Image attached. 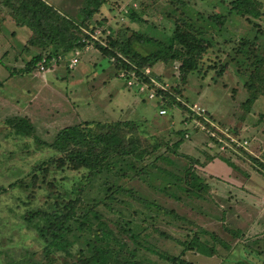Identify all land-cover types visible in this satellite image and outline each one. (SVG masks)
Wrapping results in <instances>:
<instances>
[{
  "label": "rangeland",
  "instance_id": "rangeland-1",
  "mask_svg": "<svg viewBox=\"0 0 264 264\" xmlns=\"http://www.w3.org/2000/svg\"><path fill=\"white\" fill-rule=\"evenodd\" d=\"M45 1L71 18L81 15L83 0ZM256 1L260 10L258 17L251 16L249 21L228 14L219 30L214 27L207 30L211 44L203 53L197 70L184 80L180 79L177 65L170 61L156 62L151 68L155 78L161 76L167 85L179 88L178 99L188 106L207 109L211 121L227 129L238 143L246 140L243 147L226 145L221 150L197 128L200 126L195 124L196 117H189V111L174 105L160 115L156 100L147 99L143 92H136L135 87H127L93 43L80 48L78 63L72 68L68 67L74 55L71 51L51 59L44 71L36 68L24 71L40 47L28 41L33 33L26 25L17 24L13 9L5 0H0V185L7 186L52 154L48 148L36 147L33 136L23 139L15 136L4 123L9 116H26L33 125L34 135L46 141L66 125L131 119L139 124L142 144L160 147L159 150L173 143L176 131L184 128L188 134L185 147L192 146L195 154L203 151L214 159L208 166L200 165L196 169L209 183L203 200L180 193L181 200L175 201L135 178H121L119 182L133 192L156 199L163 207L174 209L228 244L226 247L218 244V251L212 257L186 251V259L199 264H230L236 259L264 264V238L261 237L264 232V169L247 155H253L264 164V96L258 95L251 104H245L247 73L243 59L236 53L237 43L243 37L253 38L254 48L264 53V0ZM128 4L135 10L140 9L142 22L127 17ZM228 4L229 0H106L94 15L96 21L104 20V23L95 25L92 31L87 28L86 32L105 44L110 30L113 36L128 37L152 24L156 29L163 26L161 30L168 33L171 15L190 20L187 9L192 13L200 12L203 17L216 13L226 15ZM135 48L146 53L154 47L135 44ZM220 157L228 159L235 167L219 160ZM178 161L183 163L185 159ZM201 162H207L202 154ZM19 196L21 194L10 190L0 192V251L3 252L0 262L5 256L11 259L24 250L32 252L39 248L33 231L22 225L20 216L26 206H17ZM43 201L38 195L32 204ZM224 226L238 229L242 236L233 235ZM163 228L180 238L185 233L183 229L189 227L165 224ZM158 245L171 251L180 250L170 240H159Z\"/></svg>",
  "mask_w": 264,
  "mask_h": 264
},
{
  "label": "trees",
  "instance_id": "trees-1",
  "mask_svg": "<svg viewBox=\"0 0 264 264\" xmlns=\"http://www.w3.org/2000/svg\"><path fill=\"white\" fill-rule=\"evenodd\" d=\"M105 2L83 0L81 15L75 19L45 0H5L13 9L17 24L26 25L33 33L28 41L40 47L24 71L34 68L39 71L37 63L42 61L46 66L61 54L93 43L101 56L115 68L117 75L124 72L125 76L121 77L124 82L134 77L136 81L144 82L146 88H153L154 97L151 99L156 100L159 109H165L164 114L167 107L174 105L182 111H189V117H196V121L205 125V129L197 128L219 148L217 138L226 135L212 125L209 111L204 109L200 114L193 111L191 106L178 99L179 88L167 85L161 76L155 78L151 68L156 62L170 61L177 65L180 79L184 80L186 75L197 70L203 53L211 44L207 30L210 27L219 30L228 14L249 21L251 16L258 17L257 1L229 0L226 15L216 13L203 17L200 12L192 13L187 9L190 20L171 15L168 33L161 30L163 26L156 29L152 24L128 37L124 34L113 36L110 30L106 44L86 32L87 28L92 31L95 25L104 23V20L96 21L94 15ZM126 6L127 17L142 22L138 14L140 9L135 10L129 4ZM135 44L154 48L144 53L138 51ZM237 49L247 73L244 102L249 105L258 95L264 96V53L257 51L254 39L248 37L239 40ZM145 67L150 68L149 74L144 73ZM153 78L165 87L153 83ZM4 123L18 138L33 136L36 147L48 148L52 154L7 186L0 185V192L10 190L21 194L17 206H26L20 216L24 223L21 224L33 231L39 247L32 252L24 250L11 259L4 254L0 264H199L186 259L184 253L191 251L212 257L218 251V244L228 246L193 220L119 182L121 178H135L175 201L181 200L180 193L203 200L208 194L209 183L196 169L214 159L201 151L207 158L204 164L199 152L195 154V149L185 147L188 134L184 128L176 131L173 143H167L159 150L158 146L156 149L142 144L139 124L131 119L66 125L49 141L34 135L33 125L26 116H9ZM209 130L216 134L211 136ZM247 155L264 169L262 162L249 153ZM179 158H184L185 162L180 163ZM219 159L235 167L228 159ZM38 195L44 201L33 205ZM165 224L175 228L186 224L189 228L183 229L184 235L176 238L163 228ZM224 228L237 237L242 236L238 229ZM261 237L264 238V232ZM159 240L174 242L179 246V252L160 247ZM230 264L255 263L236 259Z\"/></svg>",
  "mask_w": 264,
  "mask_h": 264
},
{
  "label": "built area",
  "instance_id": "built-area-1",
  "mask_svg": "<svg viewBox=\"0 0 264 264\" xmlns=\"http://www.w3.org/2000/svg\"><path fill=\"white\" fill-rule=\"evenodd\" d=\"M97 32L99 33L100 31H97ZM91 37L93 39L98 40V38L94 34H92ZM85 46H88V44H86ZM72 52L74 53V55L69 59V63H68V65L70 67H73L74 65H76L78 63V55L80 53V49L76 48ZM37 65H38V69L39 70H42V71L45 70V65H44V63L42 61L37 63ZM144 73L149 74L150 73V68L149 67H145L144 68ZM118 76L123 78L125 76V74H124V72H120L118 74ZM133 78L134 77L125 79V84H126L127 87H135L138 92H143L150 99L154 97V89L153 88H146L144 82L139 81V80L136 81L135 78L134 79ZM152 81H153V83H155L158 86L165 87V85H161L154 78L152 79ZM191 109L193 111H196L198 114H200L201 112H204V108H201V107H199L197 105H194L193 107H191ZM158 112H159V114H164L165 109L160 108L158 110ZM195 124L200 126V129H205V125L203 123H201L199 121H196ZM212 125L215 126L220 132H222L223 134L226 135L225 139L223 137H221V136H219L217 138L218 141H219V149L224 150L226 145L229 146V147H232L235 144H238L239 146H242V147L244 146L246 140H244L243 143H241V142L238 143L239 141H237L232 135H230L226 131V129L219 128L214 123H212ZM209 134L211 136H214L216 133L214 131H212V130H209Z\"/></svg>",
  "mask_w": 264,
  "mask_h": 264
},
{
  "label": "crops",
  "instance_id": "crops-1",
  "mask_svg": "<svg viewBox=\"0 0 264 264\" xmlns=\"http://www.w3.org/2000/svg\"><path fill=\"white\" fill-rule=\"evenodd\" d=\"M186 144L188 143V142H185ZM189 148H192V146H190ZM218 159V158H217ZM220 160V159H219ZM209 164H207V166H208Z\"/></svg>",
  "mask_w": 264,
  "mask_h": 264
}]
</instances>
